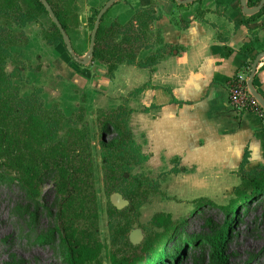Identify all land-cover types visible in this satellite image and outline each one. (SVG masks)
<instances>
[{
    "label": "crops",
    "instance_id": "1",
    "mask_svg": "<svg viewBox=\"0 0 264 264\" xmlns=\"http://www.w3.org/2000/svg\"><path fill=\"white\" fill-rule=\"evenodd\" d=\"M137 3L145 24L142 45L132 40L131 48L142 65L121 61L109 73L104 60L81 70L67 62L61 74L81 85L83 96L92 95L96 111L125 103L128 127L148 156L141 169L158 178L163 192L187 203L226 195L229 181L240 182L245 152L246 170L264 163L261 113H237L229 99L235 73L264 51V12L251 18L241 0ZM118 5L119 0L108 9ZM252 84L264 98V55Z\"/></svg>",
    "mask_w": 264,
    "mask_h": 264
},
{
    "label": "rangeland",
    "instance_id": "2",
    "mask_svg": "<svg viewBox=\"0 0 264 264\" xmlns=\"http://www.w3.org/2000/svg\"><path fill=\"white\" fill-rule=\"evenodd\" d=\"M55 1L67 10L70 21L68 35L74 52L82 57L89 48L97 11L107 0ZM139 1L119 0L118 6L108 9L103 22L110 24L118 19L123 26L128 27L129 19L141 9L137 3ZM21 4L26 9L27 0H21ZM50 24L51 19L45 12L21 26L7 22L14 30L16 39L10 47L11 56L6 60L5 70L10 73L22 96L35 91L46 108L56 106L62 112L60 133H64L69 126H75L86 129L89 135L90 146L86 152H90L93 169L88 180L89 186L84 185L83 188L94 194L97 236L102 244L99 264H111L110 255L113 252H131L147 236L162 231V227L151 222L152 217L159 212L170 213L178 225L165 246L166 251L174 254L175 264H215L210 258V246L205 238L215 235L225 226L227 236L224 253L228 257V264H264V198H255L247 206L241 205L235 213H226L219 205H226L234 195L235 182L232 180L229 181L230 190L226 195L201 196L187 203L180 197L163 192L158 178L145 175L141 162L134 163L130 173L157 181L158 188L149 191L136 209L129 208L127 203L117 208L122 213L110 215L114 206L110 201L111 194L118 192L123 198L125 196L117 190L108 191L104 180L100 156L102 128L96 116L103 109L96 111L92 95L83 96L85 92L82 93L81 85L61 74V68L67 62L77 64L80 70L84 64L78 62L63 43L52 44L47 41L45 37ZM140 28H135L134 35H137L132 40L141 46ZM108 39L110 43H120L122 34L117 33L113 39ZM131 42H124L123 45L131 48ZM92 60L98 59L92 57ZM108 131L105 136L102 134L106 141L117 139L114 129ZM14 177V172L8 174L0 167V264H70L57 214L58 195L54 177L46 175L40 186V194L35 199L28 197ZM116 221L130 226L126 240L113 244L111 223ZM178 247H181V252ZM148 261L152 264L162 263L152 253H145L144 260L139 264H148Z\"/></svg>",
    "mask_w": 264,
    "mask_h": 264
},
{
    "label": "trees",
    "instance_id": "3",
    "mask_svg": "<svg viewBox=\"0 0 264 264\" xmlns=\"http://www.w3.org/2000/svg\"><path fill=\"white\" fill-rule=\"evenodd\" d=\"M47 1L68 34L70 21L67 10L55 0ZM259 1L246 0V3L255 6ZM42 12L47 13L40 0H27L26 9H23L21 0H0V167L8 174L15 173L14 178L31 199L39 196L42 182L47 174H51L56 182L57 214L69 263L99 264L102 244L97 236L94 194L83 188L84 185L89 186L88 180L93 169L90 152H86L90 146L89 135L86 129L75 126H69L64 133H60L62 112L56 106L46 108L35 91L22 96L10 73L5 70L6 60L11 56L10 47L16 39L14 30L7 22L21 26L35 20ZM263 12L264 4L258 12L249 16L252 18ZM104 15L97 28L93 59L106 61L108 72L111 73L121 61H136L135 53L123 43L131 42L135 37V28L144 26L145 20H141L140 13H136L135 20L128 27L118 21L106 25L103 22ZM117 33L122 34L120 43H110L108 38L113 39ZM45 38L52 44H64L60 30L52 20ZM253 40L245 45L250 48ZM136 62L143 64L142 61ZM258 111L263 118L264 131V110L260 106ZM129 112L130 109L122 103L114 108L100 110L97 119L102 134L109 129H114L117 134V139L110 141L100 134V156L107 190L120 191L128 200L129 208L136 209L149 191L157 190L158 184L146 176L142 178L130 173L134 163H142L148 156L142 152L128 127ZM246 155L245 152L239 168L240 182L234 188V195L226 205H219L226 213H235L241 205L247 206L255 198H264V163L246 170ZM112 210L110 215L123 212L114 206ZM151 222L162 227V231L147 236L131 252H113L110 255L111 264H139L144 260L145 253H152L154 258L162 260L161 264H175L174 254L166 251L165 246L178 225L166 212L155 214ZM111 226L113 244L126 240L130 226L128 223L116 221ZM226 236L225 226L215 235L205 238L210 246V258L215 264H228V257L224 253ZM147 263L152 264L151 261Z\"/></svg>",
    "mask_w": 264,
    "mask_h": 264
},
{
    "label": "water",
    "instance_id": "4",
    "mask_svg": "<svg viewBox=\"0 0 264 264\" xmlns=\"http://www.w3.org/2000/svg\"><path fill=\"white\" fill-rule=\"evenodd\" d=\"M40 1L43 4V6L45 7L50 19L52 20V22H54L56 24V26L58 27V29L60 30L64 44H65L67 50L69 51V53L78 62H80L82 64H87L93 57V51H94V45H95V36H96L97 28L100 24V20H101L102 16L104 15V13L107 11V9L109 7H111L117 0H107L103 4V6L98 10V12L96 14L95 21H94L93 26H92L91 33H90L89 48L82 57H78L76 55V53L74 52L71 39H70L69 35L67 34V32L65 31V29L63 28L62 24L59 22V20H58L57 16L55 15L51 5L48 3L47 0H40ZM192 1H194V0H177V2L179 4H188ZM241 4H242V8H243L244 13L253 14V13L258 12L261 9V7L264 4V0H260L259 3L255 6H248L246 3V0H241ZM262 55H264V51L258 53L252 61L251 70H250L249 79H248V86H249L250 91L258 99V101L261 104L262 109L264 110V98L257 92V90L253 87V84H252V79H253V76L255 74V69H256L257 63L259 62ZM109 132H110V129H109L108 133ZM106 134L104 133V136ZM110 201L112 202V204L116 208H121L122 206H124L125 204L128 203V200L123 198L118 192H114L111 194Z\"/></svg>",
    "mask_w": 264,
    "mask_h": 264
},
{
    "label": "built area",
    "instance_id": "5",
    "mask_svg": "<svg viewBox=\"0 0 264 264\" xmlns=\"http://www.w3.org/2000/svg\"><path fill=\"white\" fill-rule=\"evenodd\" d=\"M251 64L247 63L238 70L229 83V99L233 109L240 113L244 110H258L261 106L248 86Z\"/></svg>",
    "mask_w": 264,
    "mask_h": 264
}]
</instances>
